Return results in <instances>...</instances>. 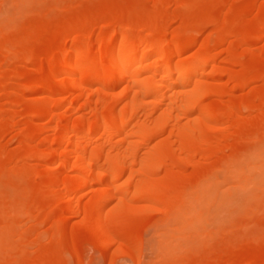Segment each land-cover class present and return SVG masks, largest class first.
I'll list each match as a JSON object with an SVG mask.
<instances>
[{
	"label": "bare ground",
	"instance_id": "obj_1",
	"mask_svg": "<svg viewBox=\"0 0 264 264\" xmlns=\"http://www.w3.org/2000/svg\"><path fill=\"white\" fill-rule=\"evenodd\" d=\"M95 1L0 20V264H264V0Z\"/></svg>",
	"mask_w": 264,
	"mask_h": 264
},
{
	"label": "rangeland",
	"instance_id": "obj_2",
	"mask_svg": "<svg viewBox=\"0 0 264 264\" xmlns=\"http://www.w3.org/2000/svg\"><path fill=\"white\" fill-rule=\"evenodd\" d=\"M104 1V0H103ZM103 1L96 2L97 4H100ZM6 2V3H5ZM95 3V4H96ZM47 6V3L45 4L42 2V0H0V20H3L4 15L10 14L9 17L15 20H23L30 15L36 14L35 12L38 10H41L43 6ZM4 6V7H3ZM74 8H72L73 10ZM71 10V11H72ZM3 12V14H2ZM6 12V13H5ZM9 13V14H8ZM13 16V17H12ZM6 18V17H5ZM8 140L10 141L9 137L6 138L5 143H8ZM11 142V141H10ZM6 144L7 148L11 149L14 146V142ZM154 222L150 225H145L146 228H144L142 233V262L144 264H153L156 261L154 260L155 255V248H158L160 246H166L170 242L169 237H171L169 234H166L165 230L162 228L163 223L165 225V221L162 222L159 218H155ZM160 220V221H159ZM158 222V223H157ZM162 231V232H161ZM165 231V232H164ZM264 231V230H263ZM262 231V234H263ZM165 234V235H164ZM261 234V235H262ZM260 235V236H261ZM169 239V240H168ZM160 241V242H159ZM164 242V243H163ZM163 243V244H162ZM97 248H93L91 245L86 243L83 247V252L81 250L82 260L84 264H109L108 260L100 254ZM249 252H245L244 256H248ZM104 257V258H103ZM154 258V259H153ZM157 260V259H156ZM157 263V262H156ZM114 264H131L128 259H120V261L114 262Z\"/></svg>",
	"mask_w": 264,
	"mask_h": 264
}]
</instances>
